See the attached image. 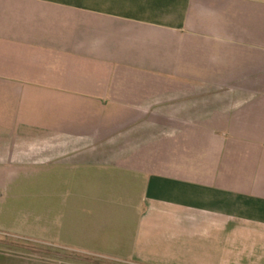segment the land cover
Here are the masks:
<instances>
[{"label":"crops","instance_id":"1","mask_svg":"<svg viewBox=\"0 0 264 264\" xmlns=\"http://www.w3.org/2000/svg\"><path fill=\"white\" fill-rule=\"evenodd\" d=\"M1 238L30 251L0 264H264V0H0Z\"/></svg>","mask_w":264,"mask_h":264},{"label":"rangeland","instance_id":"2","mask_svg":"<svg viewBox=\"0 0 264 264\" xmlns=\"http://www.w3.org/2000/svg\"><path fill=\"white\" fill-rule=\"evenodd\" d=\"M26 181H29V178L26 180ZM29 189V188H28ZM27 205H29V204H22V206L23 207H25V206H27ZM18 210H20V211H18V212H21V213H23V215H24V219H26V221H29V210L28 209H19V208H17ZM5 235H1V237L3 238ZM1 238V239H2ZM0 239V240H1ZM3 241H8L7 239H2ZM1 240V241H2ZM22 245H23V247L24 248H26V249H28V250H30V241H29V239H26V238H22ZM13 243H17V245H19L18 243H20V242H13Z\"/></svg>","mask_w":264,"mask_h":264},{"label":"trees","instance_id":"3","mask_svg":"<svg viewBox=\"0 0 264 264\" xmlns=\"http://www.w3.org/2000/svg\"><path fill=\"white\" fill-rule=\"evenodd\" d=\"M1 244H2L3 246L9 247V248H15L14 246L16 245V246H17V247H16L17 249H18V248H22L23 251H26V252H29V251H30V250L24 248L23 245H22V247H19V245H17V243H13V241H3V240H2V241L0 242V245H1Z\"/></svg>","mask_w":264,"mask_h":264}]
</instances>
